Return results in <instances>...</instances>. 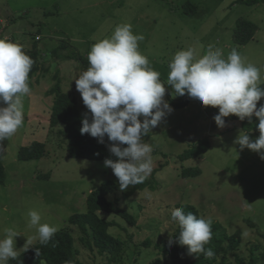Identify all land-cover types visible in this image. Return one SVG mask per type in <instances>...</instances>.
<instances>
[{"label": "rangeland", "instance_id": "obj_1", "mask_svg": "<svg viewBox=\"0 0 264 264\" xmlns=\"http://www.w3.org/2000/svg\"><path fill=\"white\" fill-rule=\"evenodd\" d=\"M239 18L258 26L254 39L245 46L233 41ZM120 24H131L134 35H143L138 50L160 73L166 88L164 101L187 104L182 108L169 105L171 113L142 138L153 149L152 171L143 180L147 187L138 190L135 184L125 191L119 187L107 195L133 215L135 224L112 213H97L112 223L108 232L123 243V253L111 263L105 255L86 248L79 230L67 219L86 210V197L103 181L117 178L103 161L71 158L67 143L58 134L62 126L52 127L49 113L55 97L50 92L58 86L61 93L77 100L81 116H91L75 79L89 67L92 45L110 38ZM3 38L39 55V71L28 81L31 93L22 98L23 125L0 147L5 169V182L0 184V239L5 238V229H13L17 254L40 241L37 228L29 223L28 213L35 210L41 224L72 235L76 259L83 264H184L170 260L157 248L174 234L177 222L171 219V210L179 204L193 206L201 218L219 223L227 234H241L239 249L220 254L216 264H237L236 257L248 262L253 254L259 256L256 264H264V160L235 143L240 134L254 141L259 131H245L241 120L230 117L224 118L221 129L214 121L218 108L204 107L187 94L176 95L167 85L168 65L178 51L193 49L200 58L210 45L222 50L225 59L236 49L245 64L260 69L258 85L264 83L263 4L239 0H0ZM261 105L264 98L257 102V109ZM252 122L259 123L256 117ZM32 143L44 144L45 154L18 160L19 150ZM206 143L209 149L200 158H179ZM189 168L200 173L183 177L181 172Z\"/></svg>", "mask_w": 264, "mask_h": 264}, {"label": "clouds", "instance_id": "obj_2", "mask_svg": "<svg viewBox=\"0 0 264 264\" xmlns=\"http://www.w3.org/2000/svg\"><path fill=\"white\" fill-rule=\"evenodd\" d=\"M143 39V35L133 34L131 24L116 26L110 38L92 45L89 67L75 79L76 90L91 113V120L85 114L80 134L97 138L101 144L105 136L112 142L109 151L118 159H106L104 165L112 170L121 191L142 183L151 173L153 149L142 138L172 111L164 101L166 88L160 73L149 66L148 58L138 50V41ZM33 63L20 45L0 39V147L23 125L22 98L31 93L28 81ZM168 67L167 85L176 95L187 94L204 107L218 108L214 121L219 128L225 126L224 118L231 115L241 121L255 115L259 137L253 141L247 134H240L235 143L241 150L247 148L260 154L264 160V105L257 109V102L264 98V90L258 86L259 68L245 64L236 49L225 59L222 50L211 45L200 58L195 57L193 49L178 51ZM28 216L41 243L48 242L57 228L41 224V216L35 210L29 211ZM171 219L180 228L177 242L187 248L189 256H214L211 248H205L212 238L210 220L197 218L191 212L186 214L182 208L172 209ZM4 231L0 264L17 256L16 232L11 228Z\"/></svg>", "mask_w": 264, "mask_h": 264}, {"label": "trees", "instance_id": "obj_3", "mask_svg": "<svg viewBox=\"0 0 264 264\" xmlns=\"http://www.w3.org/2000/svg\"><path fill=\"white\" fill-rule=\"evenodd\" d=\"M244 4H263L264 0H239ZM258 26L245 19L239 18L236 21V26L233 31V41L236 46H245L254 39ZM34 61L31 71L29 73V80L32 79L39 71V55L35 50L25 51ZM83 60L81 57H78ZM264 90V83L258 85ZM50 93H54L53 106L49 113V123L52 127L61 125L58 134L62 140L68 145V155L71 158H81L97 161H105L106 159L117 160L109 151V145L112 143L107 136L104 138V143H98L97 138H93L88 134L81 135L80 129L82 127V120L85 116L78 113L77 100L70 96L61 93L58 86H55ZM263 99V98H262ZM261 99V100H262ZM186 101L172 102L170 106L175 108L185 107ZM232 120H240L238 117L229 116ZM91 120V116H87ZM254 116L249 119L241 121V128L245 131L258 132V123L254 124ZM147 136V135H146ZM144 136V137H146ZM143 137V138H144ZM122 147H126L123 145ZM209 149V144H202L194 147L191 150L184 152L179 156L181 160L200 158ZM45 154L44 144L32 143L30 146L21 148L18 152L17 159L22 161L39 159ZM200 173L199 169H184L181 172L183 177L195 176ZM5 182V169L0 160V184ZM148 183L143 181L138 183L137 189L142 190L147 187ZM118 180L107 179L103 181L98 188L93 190L86 197V210L82 213L72 214L68 219V224L75 226L80 234V242L89 250H96L98 254L105 255L111 263L117 262L123 253V243L113 237L109 232L112 223L98 216V212L112 213L120 217L129 225L135 224V218L130 213L121 209L107 199V195L113 191L118 190ZM176 208H182L187 214L191 212L197 218H201L197 210L191 205H176ZM212 238L210 242L205 245V248H211L214 253L212 258H205L203 254H196L189 256L187 248L180 246L177 238L180 234V228L177 223L174 234L168 241L164 242L162 246L157 248L163 253L165 257L170 260H179L184 264H216L220 254L225 255L228 251H237L240 246L239 232L227 234V232L220 226L219 223L211 221ZM172 241L170 244L169 241ZM147 244V243H145ZM258 257L254 254L248 262H244L239 257H236L237 264H256ZM83 264L76 259V251L74 249V240L72 235L63 230L56 231L52 238L46 242L41 241L28 246L17 254L15 259H9L6 264ZM221 264H226L224 261Z\"/></svg>", "mask_w": 264, "mask_h": 264}]
</instances>
